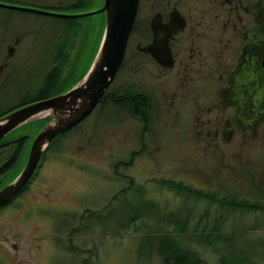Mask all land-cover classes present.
Listing matches in <instances>:
<instances>
[{
	"label": "rangeland",
	"instance_id": "1",
	"mask_svg": "<svg viewBox=\"0 0 264 264\" xmlns=\"http://www.w3.org/2000/svg\"><path fill=\"white\" fill-rule=\"evenodd\" d=\"M26 1L34 7L48 9L53 4L69 5L73 0ZM60 35L61 27L56 19L0 5V110L34 93L42 73L55 62V47L64 38ZM87 43L84 39L85 47ZM89 53L87 50L82 56L83 61L76 69L78 75L87 71L85 66L91 62ZM6 66L8 74L4 75ZM6 76L7 80L3 81ZM150 83L158 94V81ZM159 105L161 115H157V121L145 135L139 133L137 122L107 112L105 117L93 113L61 139L62 148L47 155L28 189L0 211V264H160L148 244L142 243L139 254L140 240L146 234L142 227L139 230V222L123 231L115 224L117 218L110 217L103 224L95 221L88 230L77 229L78 217L84 209H100L118 188L126 186L127 181L118 179L114 169L121 161L130 164L127 168L120 165L118 171L144 186L141 203L157 204L156 210L160 212L155 213L156 229L161 227L164 211H178L181 204L172 190L156 184L159 178L182 180L206 190L218 189L223 195L247 201L253 200L249 186L254 183L252 191L261 194V198L264 196V135H236L229 146L197 150L178 134L181 125L176 117L168 125L164 122L171 110L174 112L171 102L162 97ZM133 151L136 153L130 161ZM193 208L186 234L209 232V226L195 230L194 225L212 223L218 211L202 202ZM178 213L181 212L175 214ZM228 214L225 212L224 216ZM151 221L153 218L145 223L152 224ZM261 221L250 212L229 216L219 233L226 237L236 227L241 234L245 226H252L255 228L248 233L262 237ZM227 224L234 226L229 229ZM252 244L256 247L258 242ZM196 247L208 264L221 263L218 258L221 251L202 245ZM259 258L264 260V250Z\"/></svg>",
	"mask_w": 264,
	"mask_h": 264
},
{
	"label": "flooded vegetation",
	"instance_id": "2",
	"mask_svg": "<svg viewBox=\"0 0 264 264\" xmlns=\"http://www.w3.org/2000/svg\"><path fill=\"white\" fill-rule=\"evenodd\" d=\"M4 4L35 8L26 0H0ZM136 13L124 58L106 91L119 92L130 83L146 89L148 131L161 115L162 97L171 102L174 112L164 122L176 117L183 126L178 134L197 150L229 146L236 135H264V0H139ZM3 71L8 74L7 66ZM154 80L158 94L149 85ZM98 105L86 118L110 113L108 102L96 110ZM52 147L43 153L36 175L60 145ZM116 175L133 179L120 170Z\"/></svg>",
	"mask_w": 264,
	"mask_h": 264
},
{
	"label": "trees",
	"instance_id": "3",
	"mask_svg": "<svg viewBox=\"0 0 264 264\" xmlns=\"http://www.w3.org/2000/svg\"><path fill=\"white\" fill-rule=\"evenodd\" d=\"M100 3H102V0H73L69 5L53 4L51 7H48V9L35 7L37 9L55 12L56 14L42 13L9 6L6 7L22 12L38 13L56 19L59 27H61L60 37L64 38L63 40L61 39L59 44L57 43L53 56L55 62H53L49 70L42 73L43 77L41 83L34 90V93L32 92L30 95H26L14 105L0 110V116L24 104L62 93L83 78L84 72L78 75L79 70L76 69L78 66L80 67V63L83 61L82 56H84L87 50L90 51V60L93 59L103 31L102 24H104V14L96 13L84 16H66L63 14H80L81 12L98 8L101 5ZM96 28L97 32H95ZM82 39L83 41H81ZM84 39L85 42H88L86 47L84 45ZM70 54H73V56L70 57ZM89 63L91 62L89 61ZM88 64L85 66L86 69L89 67ZM149 96L146 89L141 88V90H135L133 84L130 83L126 89L119 92H115L113 89L105 91L96 110H100V107L104 106L105 102H108L110 104L109 112H111L113 116L115 115L116 117L118 115L117 113L123 110L125 113L122 119L127 118L133 121L134 118H139L137 126L138 131L141 135H145L149 130L147 123L150 121L147 116V112L149 111ZM142 113H144V115ZM46 120L47 118H40L29 121L0 139L1 185H5V183L13 179L19 172L23 165L22 163L25 162L33 136L46 123ZM81 123L56 137L47 147V150H51L54 144L60 145V140L64 139L68 133L75 130ZM60 148H62V146H60ZM52 150H54V148ZM133 152L135 155L136 152ZM133 152L129 160L132 158ZM129 164L128 162H118L114 166L115 173L119 165L127 168ZM35 176L36 173L32 179H34ZM127 180L126 186L118 188L111 196L110 201L103 207L100 209H84L78 217L79 219L76 224L77 229L84 228L88 230V226L93 227L94 224L92 223L95 221H98L97 224H103V221H107L110 217L117 218L115 224L117 228L121 226L123 231L128 229L129 226H134L136 222H139V230L142 227L141 229L146 231V234L143 233V237L140 240L141 244L139 243L138 246V252L143 250L142 243L150 245L153 255H155L160 264H208L206 260L200 256V252L196 249V245H202L205 248L212 247L216 252L221 251L220 257H218L220 258V264H257V261H264L259 258L261 252L264 250V236L258 237L251 235L250 232L248 233L249 230L253 231L255 227L245 226L244 233L241 234L238 233V228L234 227L231 233L226 237H222L219 233L221 231L220 226H223V222L226 221L229 216L232 217L241 214L243 216L248 212L256 217L259 216L260 221L262 219L260 223L264 224V196L261 198V194L259 195L252 191L254 183H250L251 185L249 186V193L252 194L251 199L253 200L247 201L236 199L232 197L233 195L229 196L226 193L223 195L218 189L206 190L203 187H196L174 178L156 179L157 185H162L164 188L170 191L172 190L181 201L178 211H164V217L161 219L162 221H160V224L162 223V228L159 227L156 229L153 227L154 218L156 217L155 213L157 211L160 212L156 210L157 204L153 201H145L143 205L141 201L145 197L144 186L138 183L136 188H134L133 184L135 183H133V179L127 177ZM29 183H27L21 192L27 190ZM19 194L22 193L19 192L9 200H13L16 196H20ZM262 194L264 195V191ZM198 202L207 204L211 210H214V212L217 210L218 213L212 223H203L202 225L197 223L194 225V228H196L195 230H200L197 229L198 227L204 228V226H209L211 227L209 232L194 231L186 234L185 231H187V227L190 226L188 217L193 213V206L198 204ZM7 204L10 203L7 201V203L1 204L0 211L4 209ZM216 204H218L217 208H215ZM176 212H181L178 213L181 215L175 214ZM225 212L229 214L224 216ZM152 218V224L145 223L146 221L149 222ZM232 226L234 225L230 224L229 229H231ZM138 227L136 230H138ZM169 227H171V229H169ZM175 232L177 236L174 234ZM252 241L258 242V245L255 247ZM249 244H251V248L248 246ZM139 254L142 253L140 252Z\"/></svg>",
	"mask_w": 264,
	"mask_h": 264
},
{
	"label": "water",
	"instance_id": "4",
	"mask_svg": "<svg viewBox=\"0 0 264 264\" xmlns=\"http://www.w3.org/2000/svg\"><path fill=\"white\" fill-rule=\"evenodd\" d=\"M100 4L98 8L80 14H63L66 16L104 14L101 38L83 78L62 93L24 104L0 116V139L29 121L47 118L46 123L33 136L19 172L0 187V205L18 194L29 183L50 143L83 121L115 78L129 43L139 0H102ZM4 6L11 7L8 4ZM17 8L56 14L32 7Z\"/></svg>",
	"mask_w": 264,
	"mask_h": 264
}]
</instances>
